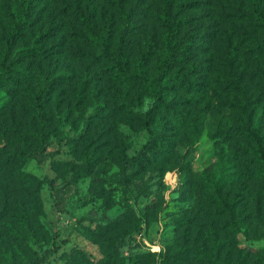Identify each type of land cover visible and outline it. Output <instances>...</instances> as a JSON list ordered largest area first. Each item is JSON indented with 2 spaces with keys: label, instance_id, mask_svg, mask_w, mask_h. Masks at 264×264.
I'll return each mask as SVG.
<instances>
[{
  "label": "rangeland",
  "instance_id": "374dc122",
  "mask_svg": "<svg viewBox=\"0 0 264 264\" xmlns=\"http://www.w3.org/2000/svg\"><path fill=\"white\" fill-rule=\"evenodd\" d=\"M245 1L231 0L228 7L239 11ZM88 2L95 6L91 17L86 15ZM158 8L157 0H0V203L3 207L12 197H24L29 221L39 220L45 230L44 241L36 232L27 242L46 264H99L105 253L145 260L148 254L168 250L184 264H201L202 236L209 227L227 224L215 214L206 177H213L219 155L228 154L233 141L226 144L209 132L217 124L239 125V111L229 114L219 108L217 97L227 105V100H244L249 110L264 111V48L260 50L264 33L241 20L211 31L209 54L198 46L196 60L212 71L215 112L206 118L200 135L196 120L188 119L178 136L171 168L163 174L149 170L135 176L120 158L136 155L149 139L145 120L152 97L115 78L113 65L96 58L100 50L88 36L93 30L103 34V27L114 22L113 49L116 31L132 21L137 31L128 33L130 64L142 48V39L148 37L156 48L147 66L154 74L162 57ZM261 8L264 13V0ZM185 15L198 20L196 27L216 25L212 17L203 20L204 10ZM16 18L23 24L8 42ZM36 38L39 51L15 57L19 48L30 47ZM45 70L52 75L63 72L64 77L48 103L47 151L58 153L38 163L36 127L29 114L41 83L39 72ZM15 134L28 153L13 150L19 146ZM237 142L242 148L243 143ZM123 176H129L131 183ZM259 183L264 187V182ZM238 189L237 184L232 188ZM235 241L242 250L263 251L264 224L241 229ZM17 244L1 226L0 249ZM181 247L186 248L181 252Z\"/></svg>",
  "mask_w": 264,
  "mask_h": 264
},
{
  "label": "trees",
  "instance_id": "16d2710c",
  "mask_svg": "<svg viewBox=\"0 0 264 264\" xmlns=\"http://www.w3.org/2000/svg\"><path fill=\"white\" fill-rule=\"evenodd\" d=\"M157 1L159 2L157 21L162 30L160 38L162 57L154 65V74H149L147 66L151 57L156 54V48L148 37L144 40L141 38L142 48L138 49L137 58L130 64L127 51L128 33L135 34L137 31L132 21L125 23L122 30L116 31L113 49L110 36L116 30L114 22L109 21L108 26L103 27V34H97L93 30L88 36L91 45L100 50L96 58L113 65L115 78L148 91L152 97V106L147 110L145 120L149 139L136 155L131 157L124 155L120 158L123 166L135 170V176L149 170L163 174L171 168L176 156L178 136L181 129L188 126V119L196 120V134L200 135L206 118L215 112L211 94H217L210 77L212 71L209 69L210 66L205 68L198 66L196 60L198 46L200 49L203 48L205 54H209L211 48L206 44L211 41L209 36L211 31L214 32L218 26L226 22L241 20L253 30L264 33L262 0H246L245 7L239 11L228 7L231 0ZM87 7L86 15L93 16L95 6L88 2ZM202 10L207 13L203 16L204 21L210 17L216 21L213 29L209 23L204 27L202 24L196 27L198 20L194 21L192 17L185 15L200 13ZM22 24V19H15L8 42L18 36ZM263 48L264 45H261L260 50ZM39 50L36 38L30 47L19 48L15 57ZM206 62L209 63L208 58ZM39 77L41 83L38 91L32 96L29 117L36 127L33 140L36 145L37 162L42 163L58 153L47 151L51 132L48 103L52 90L63 79L64 73L52 75L51 71L45 70L39 72ZM216 100L219 108L227 109L229 114L239 111L240 118L239 125L237 124L235 128L231 125L223 128L217 124L214 131L209 132L213 139H219L226 144L227 141L231 143L233 141V144L229 145L228 154L219 155L213 177H206L207 186L213 195V204L217 206L215 214L217 217L225 218L227 224H223L222 227L218 225L209 227V231L204 233L198 261L201 264H264V250H242L237 247L235 241V236L241 229L249 228L254 223L264 224V187L259 183L264 182V111L249 110L244 100H227L229 105L219 97ZM15 135L19 146H15L13 150L18 154L28 153L20 135ZM236 141L243 143V147L241 148ZM238 163H241L242 169ZM123 177L127 183H131L132 179L129 176ZM251 183L256 184L255 188H252ZM235 184L239 189L233 192ZM6 201L3 207L0 203V227L2 226L4 234L8 233L12 241L18 244L13 247H1L2 264H46L38 251L30 248L27 242L36 232L41 241H44L45 230L42 224L39 220L31 224L28 210L24 205V197L19 200L12 197ZM185 248L181 247V252ZM169 251L158 255L148 254L145 260L138 257L118 258L105 253L99 264H184L178 254L174 255ZM73 253L72 250L69 252ZM80 255L78 253V256Z\"/></svg>",
  "mask_w": 264,
  "mask_h": 264
}]
</instances>
